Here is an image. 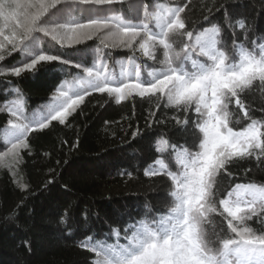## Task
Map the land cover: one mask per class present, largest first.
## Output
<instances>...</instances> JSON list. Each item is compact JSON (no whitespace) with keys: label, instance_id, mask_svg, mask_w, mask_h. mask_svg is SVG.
<instances>
[{"label":"snow or ice","instance_id":"obj_1","mask_svg":"<svg viewBox=\"0 0 264 264\" xmlns=\"http://www.w3.org/2000/svg\"><path fill=\"white\" fill-rule=\"evenodd\" d=\"M238 2L228 0L217 9H223L226 27L243 33L233 32L229 47L218 38V25L189 29L185 13L191 0L168 7L155 0H0V77L43 71L56 81L58 72L71 76V67L79 70L72 80L60 82L38 110L26 112L19 95L7 102L0 167L16 176L22 153L30 152V134L53 121L65 124L92 93L107 94L117 103L154 100L156 109L173 110L172 119L191 137L190 146L170 148L168 166L161 161L159 175L169 182V191L154 214L146 206L145 217L130 218L123 236L110 230L102 239L94 234L80 240L79 246L94 256L90 264H264V219L259 230L248 226L264 217V184L219 187V178L231 177L229 168L237 162L264 165V116L254 118L246 103L255 89L264 95V37L248 39L245 20L233 21L229 3ZM97 40L95 48L86 43ZM75 45L82 48L65 58V49ZM103 48L131 52V67L112 70ZM88 56L91 66H86ZM11 91L22 95L19 88ZM138 134L139 129L133 137ZM157 174L145 171L149 177ZM48 184L52 187L45 190L55 198L58 190L53 181Z\"/></svg>","mask_w":264,"mask_h":264},{"label":"trees","instance_id":"obj_2","mask_svg":"<svg viewBox=\"0 0 264 264\" xmlns=\"http://www.w3.org/2000/svg\"><path fill=\"white\" fill-rule=\"evenodd\" d=\"M155 2L168 7L177 0ZM226 2L191 0L185 13L189 29L210 30L218 25V38L231 47L232 33H243L225 26L224 11L217 9ZM116 8L120 10L122 6L118 4ZM228 11L233 21L245 20L250 30L248 39L257 41L264 37V0L229 3ZM205 16L209 20L205 21ZM86 43L91 48L100 44L98 40ZM78 48L82 46L66 48L69 56L65 58H71ZM101 55L116 72L121 65L131 67L128 58L132 53L126 49L103 48ZM86 59V66H91L92 57ZM12 63L13 58H9L8 66ZM69 71L71 76L58 72L56 81L43 71L37 75L25 73L20 78L0 77V127L9 118L5 107L8 101H15L19 95L26 112L38 110L50 101L60 82L72 80L79 70L71 67ZM13 88H19L22 95L12 92ZM6 89L10 92L7 97L2 94ZM155 103L140 97L117 103L107 94L92 93L65 124L53 121L47 129L30 134V152L22 153L17 175L0 167V264H90L94 256L79 246L81 239L94 234L102 239L110 230H120L123 236L122 230L131 223L130 218H144L146 206L153 209V214L162 206L169 182L159 175L161 161L168 166L170 148L190 146L191 137L176 125L173 110L163 105L156 109ZM246 103L251 105L254 118L264 116L260 110L264 107L261 90L250 93ZM150 111L156 112L154 118L149 117ZM137 129L139 134L134 138ZM160 139L167 142L164 149L158 145ZM149 169L158 174L146 176ZM229 171L231 177L219 178L221 189L230 190L235 184H264V165L257 167L254 160L237 162ZM50 180L59 193L55 198L45 190L52 187ZM20 185L27 187L22 189ZM63 186L68 191H63ZM62 218L65 223H61ZM262 219L254 218L248 226L259 230Z\"/></svg>","mask_w":264,"mask_h":264},{"label":"rangeland","instance_id":"obj_3","mask_svg":"<svg viewBox=\"0 0 264 264\" xmlns=\"http://www.w3.org/2000/svg\"><path fill=\"white\" fill-rule=\"evenodd\" d=\"M119 71H120V69H119L117 72H119ZM163 142H164V141L161 140V139L158 141V145L160 146L161 149H164V147H165V145H166V144L163 143Z\"/></svg>","mask_w":264,"mask_h":264}]
</instances>
